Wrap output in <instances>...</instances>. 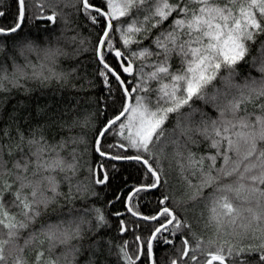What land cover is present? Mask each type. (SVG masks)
<instances>
[{
	"label": "snow or ice",
	"instance_id": "snow-or-ice-1",
	"mask_svg": "<svg viewBox=\"0 0 264 264\" xmlns=\"http://www.w3.org/2000/svg\"><path fill=\"white\" fill-rule=\"evenodd\" d=\"M0 53L77 93L0 112V264H264V0H0Z\"/></svg>",
	"mask_w": 264,
	"mask_h": 264
},
{
	"label": "trees",
	"instance_id": "trees-1",
	"mask_svg": "<svg viewBox=\"0 0 264 264\" xmlns=\"http://www.w3.org/2000/svg\"><path fill=\"white\" fill-rule=\"evenodd\" d=\"M82 30L84 32H87L86 27ZM59 42L61 44H66V46H68L70 49L75 47V44H72L70 41H66L64 38H61ZM4 56L5 54L0 53V61L3 60ZM33 59L35 60L34 54H33ZM60 64L67 65L68 60L64 57H60ZM57 67L59 68V65H57ZM25 70L28 72L34 71L30 66L26 67ZM27 83H29V85L33 87V94L30 97L28 93L18 91L15 88H13L11 92H5L3 90H0V112H3L6 115L8 112L12 111L13 106L17 105L19 101L21 100L26 101L29 98L31 99L32 102H35L37 98H39L42 102H47V100L49 99H55L61 101V103L69 104V106L72 103H75V96L77 95L76 91L68 87L61 88L55 80H53L52 84L48 87L46 92L44 89L36 87L35 81L29 80L27 81ZM68 119L69 120L71 119V115L68 116ZM61 134L67 135L68 132L67 130H64ZM173 167L174 169H179L180 165L177 163V161L174 160ZM173 180L174 182H177V186L179 187V182L181 181L180 171L176 170L173 172ZM204 235H205V239L207 240L209 237V230H204ZM158 251L162 253L161 260L163 264V262L166 261L168 256L163 254V250H158Z\"/></svg>",
	"mask_w": 264,
	"mask_h": 264
}]
</instances>
